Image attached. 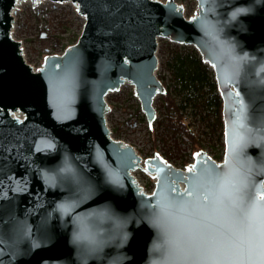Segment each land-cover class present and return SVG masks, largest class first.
Returning <instances> with one entry per match:
<instances>
[{
  "label": "water",
  "instance_id": "1",
  "mask_svg": "<svg viewBox=\"0 0 264 264\" xmlns=\"http://www.w3.org/2000/svg\"><path fill=\"white\" fill-rule=\"evenodd\" d=\"M19 1L0 0V264H180L221 250L226 232L260 264L252 222L234 208L264 205V0H197L187 16L177 0H51L75 4L85 24L44 62L12 34ZM160 37L193 45L214 71L220 160L206 148L190 166L159 150L143 159L111 135L107 94L125 82L153 127L167 92Z\"/></svg>",
  "mask_w": 264,
  "mask_h": 264
},
{
  "label": "rangeland",
  "instance_id": "2",
  "mask_svg": "<svg viewBox=\"0 0 264 264\" xmlns=\"http://www.w3.org/2000/svg\"><path fill=\"white\" fill-rule=\"evenodd\" d=\"M180 2L183 4L185 16L197 13V0H177V4ZM13 13L12 34L14 37H20L25 59L39 62H44L50 51H65L75 43L85 24V18L78 13L77 6L72 2L40 0L33 3L31 0H21ZM158 40L159 66L156 73L164 81L167 92L172 93L177 103L183 105L185 119L190 123L191 130L200 137L202 147L194 149L190 144L184 143L178 135L160 125L168 115L162 94L154 99L157 117L150 128L140 100L135 95L134 85L130 82L122 84L118 91L107 94L110 108L106 119L111 135L134 143L143 159L149 158V154L159 150L176 166H190L194 162L195 152L204 148L217 160L222 159L224 146L218 139V133H213L210 126L216 117L211 90L205 87L202 91L190 94L174 78L168 62L172 48L180 50L183 54L196 48L162 37ZM134 175L144 189H154L156 178L153 174L138 168Z\"/></svg>",
  "mask_w": 264,
  "mask_h": 264
},
{
  "label": "trees",
  "instance_id": "3",
  "mask_svg": "<svg viewBox=\"0 0 264 264\" xmlns=\"http://www.w3.org/2000/svg\"><path fill=\"white\" fill-rule=\"evenodd\" d=\"M169 64L174 78L177 82L187 89L190 94L195 91H202L208 87L212 92V103L215 105L216 117L211 123V131L218 133V139L224 146V122L222 117L223 101L218 92L215 81L214 71L208 64L204 63L196 49L183 54L178 49H171ZM159 79H162L158 75ZM162 100L168 111L167 118L160 122L166 130L178 135L186 144H190L194 149L202 147V141L198 135L191 130V125L185 119L183 105L177 103L172 93L166 92L161 95Z\"/></svg>",
  "mask_w": 264,
  "mask_h": 264
},
{
  "label": "snow or ice",
  "instance_id": "4",
  "mask_svg": "<svg viewBox=\"0 0 264 264\" xmlns=\"http://www.w3.org/2000/svg\"><path fill=\"white\" fill-rule=\"evenodd\" d=\"M220 181L221 188H223L227 182L226 178L220 177ZM234 211L240 219L252 222L261 250L260 264H264V205L250 201L245 206L237 204ZM201 243L208 242L202 241ZM221 243L224 246L221 250L209 254L198 253L180 264H252L251 257L245 256L242 251L246 244L245 240L226 232L221 238Z\"/></svg>",
  "mask_w": 264,
  "mask_h": 264
},
{
  "label": "built area",
  "instance_id": "5",
  "mask_svg": "<svg viewBox=\"0 0 264 264\" xmlns=\"http://www.w3.org/2000/svg\"><path fill=\"white\" fill-rule=\"evenodd\" d=\"M134 173V172H133ZM144 189V188H143Z\"/></svg>",
  "mask_w": 264,
  "mask_h": 264
}]
</instances>
